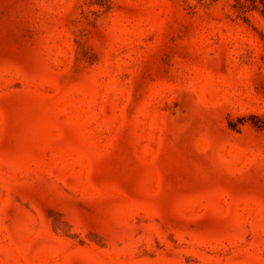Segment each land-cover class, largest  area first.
Returning a JSON list of instances; mask_svg holds the SVG:
<instances>
[{
	"label": "rangeland",
	"instance_id": "1",
	"mask_svg": "<svg viewBox=\"0 0 264 264\" xmlns=\"http://www.w3.org/2000/svg\"><path fill=\"white\" fill-rule=\"evenodd\" d=\"M0 264H264L260 0H0Z\"/></svg>",
	"mask_w": 264,
	"mask_h": 264
},
{
	"label": "trees",
	"instance_id": "2",
	"mask_svg": "<svg viewBox=\"0 0 264 264\" xmlns=\"http://www.w3.org/2000/svg\"><path fill=\"white\" fill-rule=\"evenodd\" d=\"M261 2V12L264 14V0H260Z\"/></svg>",
	"mask_w": 264,
	"mask_h": 264
}]
</instances>
